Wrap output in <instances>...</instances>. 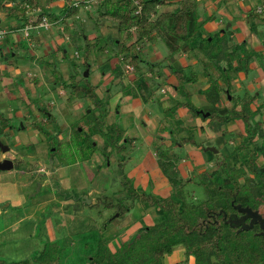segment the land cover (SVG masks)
<instances>
[{"label": "rangeland", "instance_id": "1", "mask_svg": "<svg viewBox=\"0 0 264 264\" xmlns=\"http://www.w3.org/2000/svg\"><path fill=\"white\" fill-rule=\"evenodd\" d=\"M78 1V0H76ZM96 2L98 0H95ZM264 0L254 1L253 5L257 8V5L263 6ZM41 2V1H40ZM79 2V1H78ZM18 5L20 6L19 10L13 14H20L24 13L28 7H24L23 4H20L18 2ZM23 6V7H22ZM93 11L96 10L95 6ZM22 8H24L22 10ZM89 9V6H88ZM91 9V8H90ZM164 9V7L161 8V10ZM54 11L56 13L59 12V9L54 8ZM93 11H91L93 13ZM4 13H7L6 11H2ZM0 12V13H2ZM96 12V11H95ZM3 13V14H4ZM8 14V13H7ZM98 13L96 12L95 17L88 15L87 12L84 10L81 11L82 19L84 20V23H81L78 19H69V24H73L74 29H70L67 33L66 31H56V27H63L65 25L64 23L59 24H53L51 28L48 31H43L42 35H48L52 34L53 37L59 41L60 45L63 47V49L66 51V57L68 60H70V63L74 64L79 68V76H80V82H83L84 79H87V81H92V76L90 71L89 76H84V72L86 71L87 67L85 65L80 64V59H82L85 54L87 53V44L86 39L84 38L85 35L88 37L92 36L93 41L95 43V47L104 46V43L107 41L105 38V32L103 29L100 28L99 25H97L96 21L99 22L101 19L98 18ZM11 16V15H10ZM104 20V19H102ZM227 21V25H228ZM19 29L18 33L22 36L24 35L22 31V26L20 21H18ZM229 27V26H228ZM81 28H84L83 35H80L79 32ZM262 30H264V25L262 26ZM104 34H102V32ZM37 30L30 29V37H22L16 46H13V51L16 53L15 56H11L10 51H6V55L9 56V60H5L4 56L0 54V64H7V63H13L17 64L18 66L22 67L23 65L29 66V71L31 72L32 80L35 78L40 79V68L38 67L39 61L37 62L32 61L31 58L27 57V54H29L30 46L33 44V46H36L35 40L31 41V38L38 36L39 33H37ZM116 32V31H115ZM115 32H111L115 34ZM112 35V34H111ZM118 35V33H117ZM213 36V35H212ZM226 37L228 38V34H226ZM3 38V37H2ZM0 43H3L4 41L1 40ZM154 43L156 45L155 52L162 55L161 59L154 61L153 63L151 60L147 59L146 61H139V66L143 67L146 72L145 75H143V79H140L143 83H148L146 88L139 89V92H136V94H142L145 93L149 94L151 93L150 100L147 102H144V107L149 109L153 116H158V120L168 118L171 115L175 114V111L171 113V108H173L177 101H185L186 98L183 95H180L178 98L170 99L168 106H162L163 98L166 97V95L163 93L162 89L166 88V83L163 79V74L168 70V72L173 73V70L168 66L169 60H171V55L169 53V50L166 46V43L164 40L159 37L155 36ZM108 46L112 48H116V44L114 41H108ZM141 48V45H138ZM152 47V46H150ZM35 49L37 50V53L40 52L41 48L36 46ZM146 49L149 51L148 45H146ZM243 50V49H242ZM241 50V51H242ZM250 49L244 50L242 53H249ZM75 51H79L78 55L75 54ZM96 50H92L91 52L94 53ZM97 52V51H96ZM198 54H200L198 52ZM201 55V54H200ZM142 56V55H141ZM49 57H52L51 64H53V61L56 63L55 66L51 67L50 71H44L45 77L47 78L48 82L46 84L37 85L36 86V98L39 100L40 103H42V106L45 105V107L51 108L53 118L51 119L49 124H45L42 121H40V118L33 120L32 115V126L35 129H48L51 128L53 130H60L64 129L65 127L70 128L71 131V139H65L60 140L52 135L50 133H46V143L48 144L49 150L46 152L48 155H41L40 157H37L38 159H43L44 161L50 158L52 156L54 158L55 164L59 163V160L62 163H77V166L73 169L67 168L64 173L67 174V186H64L63 184L60 185L59 182V172H53L51 177H49L50 180V186H40L39 190L38 188V181L29 183L22 187V190L26 194V206L21 207L22 209H19V211L13 210L12 206L8 204V201H1L0 207L4 208L2 211V215H0V259H5L7 261H15V260H22L25 258H30L34 253L38 252L40 249L43 248L44 244L48 241H62L65 240V242L76 244L75 249L77 251L82 250V242L87 241L88 235L92 234L96 237L99 235H103L104 237H120L122 231H127L128 222L137 221L143 222L142 215H148L146 216V222L148 223H154L158 217L157 213L155 212L154 208H148L146 210L141 211V207L138 201H132L130 198H128L127 194L123 190V182H126L127 185L130 184L132 188L136 191L145 190V192H150L156 196H166L170 193V183L168 180V175H166L165 170L163 168V165H161L158 162V152L156 150V146L154 144L146 143L143 138V130L140 127L134 128V129H128L129 123L131 121H135L137 124H141L140 117H135V120H131L132 117H129L127 115H124L122 112L118 113V109L114 112H110L111 115L106 120L104 118H99V115L102 111L107 110L109 108L108 105L103 103V107L101 108H93V106L90 105L87 100L82 101L84 104L79 106H72L70 107L67 105V107L63 108L62 110H57V106L63 107L65 103V96L59 95V89H66L67 93L71 94V88L69 87H62L60 86L62 81L59 80L58 75H52L53 80L48 79L49 74H53L57 70L58 67V61L59 57L58 55H54V53L49 54ZM99 58V55L96 56ZM148 57V56H146ZM258 63L264 62V46L262 49L255 52L254 57ZM252 58V59H253ZM95 59V58H94ZM158 59V58H157ZM205 61V60H204ZM203 58L201 60V64H197L195 66H187L183 68L182 72L184 76L188 79L196 75L198 72H201L203 70L207 71L210 75L213 77H217L219 80L220 72L217 70L215 72L214 64L211 62L204 65ZM164 64L161 65L160 64ZM225 65V61L221 62ZM262 64V63H261ZM57 66V67H56ZM131 65L129 64H122V72L123 74H135L133 68H130ZM141 70V68H140ZM138 71V73L140 72ZM250 70V71H249ZM249 70L245 73L243 71L240 72H232L230 74L231 79L236 78V83L234 85L231 84L230 91L228 92L227 89H225V86H222L224 90L222 92L229 93L234 95V98H242L245 95V85L248 81H253L255 77L259 75L258 71L254 68H249ZM164 71V72H163ZM27 71H23L22 75L16 79L17 84L22 85L25 88L24 84H21L20 79L25 76ZM150 73H160L162 76H156V77H150ZM3 73V72H2ZM5 73V72H4ZM3 73V74H4ZM247 75L246 80H244V77L242 78L243 74ZM130 74V75H131ZM137 74V73H136ZM5 76L8 79V76L5 73ZM139 76V75H138ZM126 80L129 79V77H125ZM68 79L70 81L72 79H75L73 75H69ZM124 79V77H122ZM186 80L184 84V88L189 92L194 90L197 87H201V83L196 84V87L192 86L189 81ZM45 80V81H46ZM59 80V81H55ZM61 80L63 78L61 77ZM70 81H64L66 83H69ZM195 81V80H193ZM192 81V82H193ZM140 82V81H139ZM221 82L222 79H221ZM84 83V82H83ZM209 82L207 81V86ZM111 85L112 88H111ZM111 85H108L107 89H110V94L113 92H116L117 90H126L128 89V85L126 83L122 82H115ZM221 85V84H220ZM225 85V84H224ZM34 86V85H33ZM245 88V89H241ZM35 87V86H34ZM33 87V88H34ZM240 87V91H238V88ZM260 92V98L264 100V93L263 88L258 87L256 88L255 94L257 92ZM31 92V91H30ZM221 92V93H222ZM204 93V92H203ZM141 96V95H140ZM169 97V94L167 95ZM228 98V95H226ZM226 97L224 96L223 103L226 102ZM233 97V96H232ZM147 98V97H146ZM106 99V98H105ZM191 101L193 99L190 97ZM201 99V96H200ZM74 100V99H73ZM7 103L1 105L0 107V141L4 144H7L10 148L18 149L20 152H23L21 149L24 148V150L27 152L26 146L24 145H16L12 138L3 133L4 127H9L13 120V123L15 124L13 126V129L17 131V128L19 126H24L27 124L25 122V119L18 118L17 116H14L13 110L16 108H19L17 105V101L15 99H9L6 100ZM49 101L54 102L55 104L48 103ZM63 102V105L62 103ZM196 104V103H195ZM194 104V105H195ZM52 105V106H51ZM197 108L201 109L204 105L196 104ZM184 108L183 106H178L177 108ZM222 107H219V112L221 111ZM92 109V111H91ZM109 110V109H108ZM107 110V111H108ZM175 110V109H173ZM172 110V111H173ZM211 110H217V109H211ZM217 110V111H218ZM60 111V112H59ZM106 111V113H107ZM207 111V110H205ZM98 112V113H97ZM228 112V111H227ZM227 112H224V115L227 114ZM191 113V112H190ZM255 113V112H254ZM261 114V112H258ZM257 113V114H258ZM264 113V112H263ZM192 114V113H191ZM221 114V113H220ZM256 114V115H257ZM9 115L10 118H6V116ZM194 118L196 116L192 115ZM200 118V120H203V117L197 116ZM143 118V117H142ZM177 118V117H176ZM257 120L262 121L261 115H257ZM11 119V120H10ZM18 120H22L21 122ZM98 120V121H96ZM253 121V124H255L257 121L255 119H251ZM98 122V123H97ZM116 123L120 127H122L119 123L121 122L122 125L127 128V132L125 133V136L133 135V139L130 141L125 142V150L123 152H119L112 146H109L102 136L101 133L107 130V126L111 123ZM159 123V122H158ZM183 121H172L171 128L169 127V131L173 130L175 126H180V130H173V135L170 138L169 143L172 145V147L168 150L167 147H165L163 150L165 153V157L162 159H167L169 161H175L177 160H183L181 161L180 167L183 172V176H179L183 179L185 182V193L186 197L189 201H192L194 203H198L202 200H205L207 198L206 191L204 190L203 186L200 185L199 177L195 176L192 177L191 173L189 172V168H192L191 161H186L188 158H192V151L195 150L197 152L196 155L202 154L200 150H196V145H193L191 143H182V137L185 136H191L196 141V143L201 144L200 146L203 147H214L217 150V153H214L212 158L210 160H204L199 157V165L200 167L205 166V168L208 169L209 173L218 167V162L222 160L223 158H226L229 161V164L231 166L239 167L241 166V157L246 154L248 151V148H254L259 149V155L256 159V162L261 165L264 162V151H260V148H264V141H262V136L260 133H258L252 141H248L245 139L247 144V148L241 150L238 149V143L240 141L242 142L241 138L235 139L234 136L239 132L241 135H246L245 129L242 131L241 129L235 130L233 129L236 134H231L228 131V125L226 123H221L216 120H213L212 123L209 125V128L212 130L213 134L209 137L206 130L204 134H197V129L195 132V128L191 126H185ZM187 125V124H186ZM245 127V126H244ZM208 127H206L207 129ZM82 129V130H81ZM215 130V131H213ZM101 131V132H99ZM148 131V129H147ZM215 132V133H214ZM150 133V131H149ZM154 133V131H153ZM157 135H160V129L156 132ZM155 134V133H154ZM197 134V135H196ZM235 143H234V142ZM41 143V142H40ZM158 144V143H157ZM168 145V142L166 143ZM178 144H181L179 147ZM198 144V145H199ZM237 144V145H236ZM34 147H38L35 145ZM36 148L30 147L28 151H34ZM81 148V151H80ZM34 149V150H32ZM194 151V152H195ZM112 155L110 160L108 159V156ZM189 155V156H188ZM195 155V153H194ZM113 156L115 158H113ZM147 158L146 163H143V158ZM168 157V158H167ZM108 159V160H107ZM35 160V159H33ZM32 161V159H31ZM32 162L24 161L22 164L19 165L21 169H31L33 170L35 167L30 166ZM217 166V167H216ZM18 167V168H19ZM196 167V166H195ZM194 167V168H195ZM14 168H17L14 166ZM194 172V170L192 171ZM4 171H0L1 174H4ZM189 176L192 178L189 179ZM246 176L252 178V182L254 185H257L259 189H261V192L264 193V176H261L260 178H257L253 176V174L246 173V175L242 176L240 178L241 182L244 183ZM145 179L146 184L144 186H139L138 180ZM45 178V177H44ZM193 179V180H192ZM192 180V181H190ZM59 183V185H57ZM56 184V185H55ZM92 190L94 193L91 196L100 198L103 203L105 201L113 203L112 207L104 208L103 204H91L85 200L84 202L81 201V199H78L77 202H75L73 205L68 203V201H73V197H71V194H76L77 196L81 194H88L87 191ZM64 193V194H62ZM68 195L69 200L65 199V204H60L59 202H52L47 207H43L42 201L51 198L52 196H58L62 197L64 199V196ZM88 195V199H92V197ZM99 199V200H100ZM119 202L128 205L129 210L125 211L124 215L125 217L119 215V210L117 206L119 205ZM40 203V204H39ZM77 203V205H75ZM32 204H39V207L34 208V205L31 207ZM30 206V209L28 207ZM5 207H9L8 210H5ZM25 207L27 208V211H25ZM35 209V212L33 215L31 214V209ZM7 211V212H6ZM7 213V214H6ZM118 214V215H117ZM117 215V216H116ZM23 217L20 221L17 222L15 226H12L13 222L17 219ZM144 219V220H145ZM12 224V225H11ZM132 224L129 225L132 227ZM12 226V227H11ZM126 233V232H125ZM83 236V237H82ZM91 238V237H90ZM82 239V242H81ZM109 239V238H108ZM89 240V239H88ZM91 240V239H90ZM182 247L178 246L174 248L173 252L168 256L164 258V263L166 264H174L177 262H183L186 264H194V259L191 257L188 261L184 260L183 251L181 250ZM76 251V252H77ZM32 261V260H30Z\"/></svg>", "mask_w": 264, "mask_h": 264}, {"label": "trees", "instance_id": "2", "mask_svg": "<svg viewBox=\"0 0 264 264\" xmlns=\"http://www.w3.org/2000/svg\"><path fill=\"white\" fill-rule=\"evenodd\" d=\"M40 1L0 0V12L6 11L8 15L13 16L20 8L18 2L36 9L40 6ZM137 1L138 3L135 4L134 0H98L96 4L98 18L117 26L118 35L114 42L118 62L111 67L114 76L121 73L122 64L131 65L134 72L138 73L140 70L138 63L142 61L141 48L138 45L153 36H159L164 40L170 55L198 51L203 61L205 60L204 65L206 62H211L220 72L219 78L222 79L228 92L231 86L230 74L240 71L246 73L249 70V63L255 51L242 53L246 50L244 42L229 45L225 33L201 37L203 22L198 12V0ZM85 3L86 1H80L74 4L70 0H65L60 15L42 11L32 24L36 25L43 17L51 23L60 17L63 20L77 14ZM174 4L177 6L171 10H161L162 7ZM21 18L23 25L27 23V16ZM86 46L87 53L84 60L87 63L94 44L89 43ZM222 61H225V65H220ZM106 67H110L109 60L101 66L102 70ZM173 73L177 79L176 92L183 95L186 100L177 101L171 108V113L176 111L178 106H183L192 115L209 118L212 121L228 123L241 119L248 133L247 140L251 141L257 135L258 123L252 124L251 121L255 115L250 107L255 100L254 95L245 93L242 98L232 97L233 106L227 114L222 115L217 110H210L209 115L205 117L198 112L199 108L193 104L190 93L184 88L188 78L180 68L174 69ZM205 75L208 76L209 84L203 92L208 101L216 104L220 101L224 88L217 77H213L207 71ZM143 77L137 76L138 84L127 86L128 89L125 91L136 94L137 90L144 88L145 83L140 80ZM83 82L72 79L69 83L62 81V86L71 88L70 99L89 98L95 102V108H102L103 104L97 96L96 86L87 79ZM105 116L106 110L100 113L98 119ZM176 120L180 122L179 119ZM180 128L177 126L176 130ZM39 130L47 133L41 128ZM259 132L264 136L262 130ZM101 134L105 142L119 152L125 150V142H131L133 139L125 136L124 129L116 123L109 124L107 130ZM181 139L182 143L198 145L192 135ZM154 145L159 155L158 162L163 165L168 175L171 192L164 197L156 196L144 190L136 191L130 184L123 182V190L128 198L138 201L143 210L155 209L158 217L154 223L150 225L142 223L131 236L122 240L113 249L110 247L111 239L103 235L96 237L89 234L87 237L89 240L83 243L81 239V251H77L76 244L65 240L48 241L30 258L15 261L2 258L0 264H166L164 258L178 246L182 247L184 260L188 261L193 257L194 264H264V234L259 223H255L251 228L239 224L242 221L246 224L250 222V217L243 210L244 207L258 212L264 219V193L257 185L251 183L252 178L246 176L244 183L240 180L246 173L254 174L257 178L264 176V162L261 165L256 162L259 149L248 148V152L241 157L239 167L231 166L229 161L223 158L218 162V167L216 166L217 168L210 173L204 170L197 174L198 183L203 186L207 198L194 203L186 197L185 182L178 175L176 162L162 159L165 153L161 150L165 147L169 150L172 145L170 143ZM245 148H247L245 142L238 146L241 150ZM260 151H264V148H260ZM17 163L15 166L18 168L20 161ZM99 199L94 204H103L104 208L113 206V203L108 201L103 203ZM117 208L119 215L129 210L128 205L120 202ZM174 264H183V262Z\"/></svg>", "mask_w": 264, "mask_h": 264}, {"label": "crops", "instance_id": "3", "mask_svg": "<svg viewBox=\"0 0 264 264\" xmlns=\"http://www.w3.org/2000/svg\"><path fill=\"white\" fill-rule=\"evenodd\" d=\"M70 1L71 3H74V4L77 3L78 1L79 2L86 1V3L80 7L78 13L75 15L67 17L63 20H62V17H60L58 20H55V21L51 20L52 23L48 27L33 28L34 30H37L38 31L37 33L39 34L38 36L31 38V41H33L34 39L35 42L38 43L36 44V46L40 47L41 50L39 53H37V50L35 49L36 46H33V44H31L30 51H29V54H27V57L31 58L32 61L34 62L35 61L37 62V60H41L39 61L40 63L38 64L39 65L38 67L40 68V71H41L40 77H39L40 79L35 78L34 80H32L31 78L32 74L28 70L29 69L28 65H23L22 67H20L17 64H13L11 62L7 63L6 65L0 64V107L1 105L5 104V102L7 103L6 100L15 99V101H17V105L19 108H16L13 110L14 116H17L18 118H23L25 119V122H27V124H25L22 127L19 126L17 128V131H15L13 129V126L15 124L13 123V120L10 119L12 124L9 127H4L3 133L6 132L5 134L9 135L16 145L20 144V145L26 146V149L28 148L27 152L24 150V148L21 149L23 152H20L18 149L10 148L11 151L16 153L17 159L20 161V164H22V162L24 161H28L34 164V166L32 164L30 166H33V167L36 166L33 170L21 169L20 167L13 168L11 170L4 171L5 173L1 174L0 176V202L8 201V204L11 205L13 210L15 211H19V209H22L21 207L26 206V202H27L26 194L22 190V187H24L25 185L29 183L38 181V180L41 183V186H47V187L50 186V180H49L50 175L48 174L49 171L48 169L45 168V164H47L48 162L47 160L44 161L43 159L37 160V157H40L43 154L49 156V154L46 153L49 150L48 144L45 145V143L47 142L46 141L47 137L45 133H43L41 130L35 129L32 126L33 121L31 120L33 117H34L33 120L40 118V121H42L45 124L46 123L49 124L50 121H52L51 119L53 118V114L51 110H49L51 108L48 109V107H45V105L42 106L43 102L40 103L39 100L36 98L37 91H35L36 90L35 88L37 85L46 84L48 82V80H46L47 78H44L45 77V75H43L44 71H50L51 67L56 65L54 61H53V64H51L52 57L50 58L49 54L54 53V55L56 54L59 57L58 67L56 66L57 70L53 72V74L48 75L49 80L54 81V79H52V75L60 76L58 77L60 81H70V79H68L69 75H73L75 78L74 80L79 81L81 79L79 76V68H77L76 65L70 63V60H68V58L66 57V54H65L66 51L59 44L60 42L57 41L51 33L48 35L47 34L42 35L43 31H48L53 24H59V23H64L65 25H63V27H60V26L56 27V31L64 32L67 30V33H68L70 29H74L73 24H69L68 22L69 19H78L80 20L81 23H84V20L82 19V16H81L82 10L87 12L88 15L96 18L95 14L97 11L96 10H95L96 12L93 11L94 7L92 8V6H95L96 8L97 2L95 0H78V1L70 0ZM254 1H259V0H198V12H199L200 20L203 22V25L200 31L201 37H204L207 35H215L217 33H219L220 35L225 33V34H228V44L229 45L234 44V43L244 42L246 49H250L255 52L262 49V47L264 46V30H262V26L264 25V5L263 6L257 5V8H253L255 7L253 5ZM64 3H65V0H55V1L41 0L40 6L38 8L34 9V8L28 7L24 13L16 14L13 16H10L4 12L0 13V30L6 31L3 38L1 39L4 42L0 43V54L4 56V59L9 60L10 58L9 56L5 54L7 50L10 51L11 56H15L16 53L13 51V46H16L18 44V41L22 37H30L31 35L30 30L28 31L29 32L28 36H25L24 27L28 24L34 23L37 19L39 12L46 11L49 13L51 12L56 13L54 11V8H57L59 9V12L56 14L60 15V9L64 5ZM88 6H89V9H88ZM176 6L177 4H174L171 6H165L164 9L162 10H171L175 8ZM91 11H93V13ZM22 16H27V23H25L24 25L22 24V21H21ZM95 20H97V18ZM18 21H20L21 26L23 25L22 26V31L24 32L23 36L18 33V29L20 26L18 24ZM227 21L229 22L228 23L229 27H227ZM96 23L97 25L100 26L101 29L104 30L105 34L102 31L101 32L102 34L105 35V38L107 39V41L104 43V46H99V47H95L92 49V50H96L97 52L94 51V53L93 52L90 53L87 63L85 62L84 57L80 59L79 65L82 64L87 67L86 69L88 70L87 76H89L91 73L90 71H92L91 83L96 86L97 96L102 101V104L105 103L106 105L109 106L108 108L109 110L108 109H107L108 111L106 110L107 111L106 116H105L106 120L111 115L110 112H114L117 109H118L117 110L118 113L122 112L124 115L132 117L131 120H135V117L138 118L139 116L141 124H137L135 123V121H131L129 123L128 129H134L137 127H140L141 129L143 127L142 128L143 138L146 143H150V144H157V143L165 144V142L166 143L168 142L169 144L170 138L172 137L173 132H174L173 130H176L177 126H175L174 129L170 131L168 128L169 127L171 128L172 121L174 122V120L176 119L183 121L185 126L194 127L195 132H196V129L198 128L197 129L198 135H200L201 133L204 134L205 130L209 137L213 134L212 130L209 128V125L212 123V120H210L209 118L200 120V118L197 116L194 118L192 114L187 110L186 107L177 108L175 111V114L171 115L168 118L158 120L159 118L158 116L156 115L153 116L151 111L144 107V102H147L148 100L151 99L150 98L151 93L146 94V95L145 93H142L140 94L141 95L140 96L139 94H132V93L130 94L129 92H126L125 90L122 91L119 89L116 92H113L110 94V90L113 86L111 85L112 83L114 84L115 82L116 83L122 82V83H126L128 86H136L138 84L137 76L142 75V74L145 75V73L143 72H146V71L143 67H140L141 70L139 73H137L138 75L136 73L134 75L131 73H130L131 75L130 74L124 75L122 72V68H121V73L114 76L111 72V67H113L118 62V57L115 55V48L108 46V41L116 40L117 26L114 23H111V22H108L102 19L99 22L96 21ZM83 30L84 28H81L79 32L80 35H83L84 33ZM113 31L114 32L116 31L115 34L111 33ZM84 38L86 39V44L91 43L95 45L92 36L88 37L87 35H85ZM154 38L155 36L151 37L150 39H147L146 41L141 42L140 53L142 55L141 56L142 61L143 59L144 61L149 59L153 63L154 61L158 62V60H162L161 59L162 55L154 51L156 49ZM146 45H148L149 51L148 49H146ZM78 52L79 51H75V54L78 55ZM97 55H99V58L96 57ZM170 58H171V60H169L170 64L166 66L167 67L169 66L172 70L177 69V68H180L181 70H183V68L187 66H195L197 64H201V60H202V56L198 54V51L187 53V54L177 53V54L171 55ZM106 60H109L110 67H106L104 68V70H102L101 66ZM255 60L256 59L253 58L250 61L249 68L256 69L259 75L255 77L252 82L251 81L246 82V85L244 86L246 89L242 88V86L240 87L241 89H245L246 93L255 96V100L250 106L251 110L255 112L253 119H255V121L260 122L261 128L264 130V113H263L264 112V100L260 98L261 96H260L259 91L255 94L256 88L258 87L263 88V93H264V62L261 61L258 63ZM161 65H164V64H162L161 62L160 66ZM220 65H224V64L220 63ZM23 71H27V72L25 76H23L20 79L19 82H21V84H24L25 88L22 85L17 84L18 81L16 82V79L22 75ZM214 71L217 72V69L215 68ZM2 72L6 73V75L8 76V79L5 76V73L3 74ZM147 74H150V77L162 76L160 73H157V72L155 73L148 72ZM247 75L243 74L242 78L244 77V80H246L245 78H247ZM126 76L129 77L128 80H126L125 78ZM61 77L63 78V80H61ZM122 77H124V79H122ZM191 78L192 79L194 78L193 80H195V81L192 80L193 82L189 81L190 83H193L191 84V87L192 86L196 87V84L198 83L202 84L201 87H197L194 90L192 89V91L189 90L190 96L193 99L192 101L193 104L195 103L196 104L198 103L200 105L203 104L204 106L201 109L204 111L205 110L210 111L213 108L218 110L219 107H222L220 109L221 110L220 112L218 110V112L221 113L222 115H224V112L226 113L233 106V102L231 98L232 96L234 97V95L231 94L230 98H227L226 95L229 94L228 92L227 94L222 92L221 99L216 104H212L210 101L207 100L205 94L203 93V90L208 87L207 86L208 76L205 75V70L198 72L196 75H194ZM163 79L167 85L165 89H162L163 93L166 95V97L163 98L162 106L166 107L169 105L168 103L170 99L178 98L180 95L176 92L175 85L177 83V79L174 73H170L167 70L163 74ZM59 80H55V81H59ZM219 82L221 86H224V83L221 82V79L219 80ZM234 83H236V78L232 77L231 84L234 85ZM108 85H111L110 89H107ZM147 85L148 83L146 82L144 85V88H146ZM60 86H62V84ZM240 87H237L238 91L241 90ZM139 91L140 90H137V92ZM58 92H59V95L65 96L66 104L63 107L57 106L58 107L57 110H62L63 108L67 107V105H69L70 107L72 106L76 107L79 105L81 106L84 104L83 102H85L81 100L82 98H74V100L70 99L69 98L70 93H67L66 89L60 88ZM168 94H169V97L167 96ZM200 96H201V99H200ZM224 96L226 97L227 100L226 102L223 103ZM83 100H87L88 103L90 104L88 106H91V107L93 106V108H95L94 101L90 100L89 98H84ZM48 103H51L52 105L55 104L52 101L47 102V104ZM61 103L63 105V102ZM237 108H239V106ZM258 112H261V114ZM257 113L261 115V118L263 119L262 121L257 120L258 119ZM6 118H10L9 115H7ZM18 121H20L21 122L20 124L22 125L23 123L22 120H18ZM109 123H112V122H109ZM119 124L122 126V128L124 129V132L126 133L127 128L125 127V125L123 126L121 122ZM226 124L228 125V131L232 135L236 134V132L233 130L234 128L235 130L241 129L242 131L245 129L244 123L241 119H235ZM206 127L208 128L206 129ZM159 129H160V133H159L160 135H157L156 132ZM45 131L47 133H50L52 137L55 136L59 142L60 140L62 141L65 139H68V140L71 139V131H70V128L68 129V127H65L64 129H60V130L58 129L53 130L51 128H48V129H45ZM153 131L155 134L153 133ZM134 134L129 135V137L133 138ZM237 134H239V132ZM236 136L234 137L236 138ZM35 145H37L38 147L37 148L34 147ZM200 145L201 144L196 145L195 146L196 148H194L196 150H200V152L202 149L203 152L202 154L201 153L198 154L200 155L199 157L204 160H210L215 152L210 151V150H205V147L200 146ZM178 146L180 147L181 144H178ZM30 147H33L36 149L35 150L32 149L34 151L30 152L28 151ZM80 151H81V148H80ZM194 151L195 150L192 151V155H191L192 158L186 159V161L192 160L191 161V164H193L192 168L188 169L192 177L197 176V174H199L200 172L204 170L208 171V169L205 168V166L200 167L199 165L200 162L198 160L199 157L198 155H196L197 152L196 151L194 152ZM111 156L112 155L109 154L108 156L109 160ZM3 157H4V154L0 150V159H2ZM50 158H53V157L50 156ZM113 158L115 157L113 156ZM143 159H144L143 163L144 162L146 163L147 158L145 159L144 157ZM181 161H184V159L175 160L178 175L180 177L183 176V172L180 167ZM76 166H77V163H70V164L62 163L60 160H59V163L55 164V161L53 158L54 171L52 172H56V171L59 172L58 180L60 182V185L63 184L64 186H67V174L64 173V171L67 168L73 169ZM193 170L194 172H192ZM191 176H189V179L192 178ZM138 184L139 186H144L146 184L145 179H143V177L139 179ZM87 192H88L87 195L91 196L95 191L93 192L92 190H89ZM170 192H171V189H170ZM91 197L92 199L90 203L94 204L97 201L98 197H94V196H91ZM52 202H59L60 204L62 203L63 205L65 204V201L62 197L52 196L51 198L42 201L43 204L41 205H43V207H47ZM68 203H70L71 205L73 204V202L70 200L68 201ZM39 204H35V205L32 204L31 207L34 205V208L36 209V207H39ZM34 208L33 210L31 209L32 211L31 214H27L26 216L33 215L35 212ZM8 209L9 207H5V210H8ZM28 209H30V206L28 207ZM3 210L4 208L0 207V215H2ZM25 211H27L26 207H25ZM141 211H142V208H141ZM124 213L121 214L122 217L123 216L125 217ZM146 216L148 215H142L144 224H147V225L152 224V223L146 222V219H145ZM21 219H23V217L17 219L16 221L12 223L13 225L12 224L11 225L15 226L17 222L20 221ZM128 223L129 224L127 226V229L129 230L125 231L126 233L123 230L120 237L118 238L114 236L108 237L109 239H111L110 247L112 249L115 248V246H118L122 240H125L129 236H131L142 224V222H138V220L137 221L135 220L131 222L134 224H132V227H130L129 225H131V223L130 222Z\"/></svg>", "mask_w": 264, "mask_h": 264}, {"label": "water", "instance_id": "4", "mask_svg": "<svg viewBox=\"0 0 264 264\" xmlns=\"http://www.w3.org/2000/svg\"><path fill=\"white\" fill-rule=\"evenodd\" d=\"M228 25H227V27H228ZM87 75H88V70H86L84 72V76H87ZM228 98H230L229 94H228ZM198 112L202 113L203 116L206 117L209 115L210 111H204L202 109H199ZM0 150L4 154V157L2 159H0V171H6V170L13 169L14 168V161L13 160L16 158V154L14 152H11L9 146L7 144H4L1 141H0ZM205 150L217 152V150L214 147H205ZM45 168L48 169L49 172L54 171L52 158H50L49 162L47 164H45ZM37 185H38L37 190H39L41 183L38 182ZM57 185H59V183ZM62 194H64V193H62ZM64 197L69 198L68 195H65ZM71 197H73L76 200V202L78 201V199H81V201H83V202L85 200H87V202H89V203L91 202V200L88 199V195L86 193L81 194L79 196H77L76 194H71ZM75 205H77V203ZM243 210L246 211L247 216L250 217V222L248 224H246L244 221H242L239 224L242 226H245L246 228H251L255 223H259L261 229L263 230V234H264V219L262 218V216L258 212H255L248 207H244ZM183 264H185V263H183Z\"/></svg>", "mask_w": 264, "mask_h": 264}, {"label": "built area", "instance_id": "5", "mask_svg": "<svg viewBox=\"0 0 264 264\" xmlns=\"http://www.w3.org/2000/svg\"><path fill=\"white\" fill-rule=\"evenodd\" d=\"M135 4L138 3L137 0H134ZM49 25H51V22L46 18V17H43L36 25H33V24H28L24 27V30H25V36H28L29 34V30L30 29H33V28H36V27H48ZM6 33L5 30H0V38H2L4 36V34ZM132 69V67H130Z\"/></svg>", "mask_w": 264, "mask_h": 264}, {"label": "flooded vegetation", "instance_id": "6", "mask_svg": "<svg viewBox=\"0 0 264 264\" xmlns=\"http://www.w3.org/2000/svg\"><path fill=\"white\" fill-rule=\"evenodd\" d=\"M244 123V122H243ZM256 123H258V133H260L259 131L260 130H262V133H264V130L261 128V123L260 122H256ZM253 124V123H252ZM244 126H245V124H244ZM245 133H246V135H241V134H236L237 136H236V138L235 139H238L239 140V138H241V140H242V142H245L246 143V141H245V139L247 140V137H248V133L246 132V130H245ZM257 133V134H258ZM254 139V138H253ZM252 139V140H253ZM251 140V141H252ZM262 141H264V137H262ZM234 142V141H233ZM241 141H240V143H238V145H240L241 143H242ZM235 143V142H234ZM237 145V144H236ZM247 145V144H246ZM10 148V147H9ZM257 150H258V148H257ZM11 152H13V151H11ZM248 152V151H247ZM246 152V153H247ZM15 153V152H14ZM215 153H217V152H215ZM16 154V153H15ZM245 155V154H244ZM53 159V158H52ZM14 161V166H15V164H18L17 162L19 161L18 159H17V155H16V158L13 160ZM48 162H49V160H48ZM52 171L51 172H49L48 174L50 175L49 177H51V175H52ZM253 176H254V174H253ZM65 199H68L69 200V198H67V197H64V200ZM73 204L76 202V200L73 198ZM72 204V205H73Z\"/></svg>", "mask_w": 264, "mask_h": 264}]
</instances>
